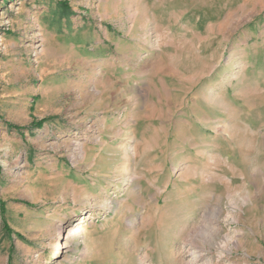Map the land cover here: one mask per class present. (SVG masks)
Listing matches in <instances>:
<instances>
[{
	"label": "rangeland",
	"instance_id": "1",
	"mask_svg": "<svg viewBox=\"0 0 264 264\" xmlns=\"http://www.w3.org/2000/svg\"><path fill=\"white\" fill-rule=\"evenodd\" d=\"M194 246L264 264V0H0V264Z\"/></svg>",
	"mask_w": 264,
	"mask_h": 264
},
{
	"label": "bare ground",
	"instance_id": "2",
	"mask_svg": "<svg viewBox=\"0 0 264 264\" xmlns=\"http://www.w3.org/2000/svg\"><path fill=\"white\" fill-rule=\"evenodd\" d=\"M105 207H106V204H105ZM60 248H63V245L60 244L58 250ZM191 248L192 249H190V251L192 252V255H193V258H192V256H191V258H192L194 264H210L211 263L210 258L207 255H204L203 252L200 250V248L198 246H196V247L194 246V247H191ZM204 259H205V261L200 263Z\"/></svg>",
	"mask_w": 264,
	"mask_h": 264
}]
</instances>
